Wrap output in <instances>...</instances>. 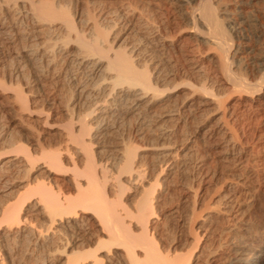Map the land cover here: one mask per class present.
Returning a JSON list of instances; mask_svg holds the SVG:
<instances>
[{"label":"bare ground","instance_id":"obj_1","mask_svg":"<svg viewBox=\"0 0 264 264\" xmlns=\"http://www.w3.org/2000/svg\"><path fill=\"white\" fill-rule=\"evenodd\" d=\"M151 1L162 12L190 0ZM198 1L180 9L189 25L179 36H200L201 25L224 81L211 89L191 85L190 98L176 103L168 99L172 90L157 87L173 74H162L156 55V46L174 44L162 21L104 0L91 7L89 0H0V73L9 83H0V92L10 93L0 109L15 116L11 132H0V148L12 152H0V264H264V217L251 219L235 200L247 193L254 206L264 189L261 173L247 165L250 143L264 142V80L242 85L228 42L256 17L240 15L236 26L222 0ZM185 56L203 73L192 47ZM226 84L242 94L233 103L220 97ZM127 113L136 119L135 134L163 140L153 149L166 164L186 166L196 135L216 154L230 179L197 227L207 233L213 217L226 219L217 228L221 242L192 255L178 250L179 239L154 236L163 219L150 188L156 160L143 166L142 147L118 130V117ZM206 162L198 157L191 168L215 177ZM126 185L131 191L124 194ZM205 188L186 187L190 216ZM177 212L173 206L164 216L188 224Z\"/></svg>","mask_w":264,"mask_h":264},{"label":"rangeland","instance_id":"obj_2","mask_svg":"<svg viewBox=\"0 0 264 264\" xmlns=\"http://www.w3.org/2000/svg\"><path fill=\"white\" fill-rule=\"evenodd\" d=\"M93 1L96 0H89V7L92 6ZM104 1L114 6H120L122 4L126 5L130 10L138 11L143 16H150L155 20L163 22V31L165 34L169 35L170 40H174V44L163 47L156 46L155 50L157 59L160 60L162 74H165L166 72H173V74L166 81L160 82L157 87H160L159 89L164 87L163 89L172 90V92L168 94L170 102L175 101L176 103H179L184 99L190 98L192 95L190 91L192 88L191 85L199 88L205 83L208 89H211L212 86L218 85L220 82L224 81L221 75V69L213 58L215 55V49L201 40V36L203 35V28L201 25L197 26V30L200 33L197 32L200 36H193L186 32L183 33L186 36L183 34L182 37L179 36L181 34L180 30L186 29L189 25L187 21L180 18L178 14L180 9L190 10V8H195L198 5V0H190L187 3L182 2V5H178L177 9L165 8L162 12H158L159 9H157V6L151 0ZM220 4L227 6L228 14L232 17V21L236 23V26L239 24L241 25V23H239L242 20L240 15L245 16L247 14H254L256 17L254 24L241 27L243 29L241 30L243 35L239 37L230 36L231 39L228 40L231 44L230 54L233 56L231 59L235 76L243 81L242 85H247L248 87L254 86L257 82L264 80V65L258 64L259 58L264 54V0H222L220 1ZM237 43L239 44V49L234 53ZM191 47L194 49L203 73H198L192 70L190 65H187L185 55ZM0 83H4L6 87H9L7 74L0 73ZM238 89V86L230 87L227 84L222 86L220 89L221 99H223L225 103H233L241 94L238 92ZM197 92L198 90H196V93ZM8 94L10 93L7 90H2V92H0V105H8ZM127 115H129V113H127ZM12 117L15 116L11 109H0L1 133L11 132L15 125V119L12 120ZM118 120L120 124L116 121L115 127L117 128L116 124H119L118 130H123V132L130 137L131 144L142 147L141 160L143 166L156 160V163L149 168L152 181L150 188L152 191L154 190V192H156L155 198L158 206V214L161 216L163 215V219L161 218V224H159V226L153 231L154 236L156 238L163 237V239L167 240L179 239L178 250L183 253L191 252L192 255L201 245L204 246V248H208L221 242L225 234L218 237L217 228L220 222L226 219H223L222 217H213L212 226L207 233L206 231L204 232L202 229L203 227H197L202 214L208 210H216V198L213 196L219 192L222 182L230 179L225 168L220 161L216 159V154L212 151L206 150V148L201 145L200 136L196 135L194 140L189 143L190 160H188L189 163L186 166L180 164H166L164 161H160V153L153 149V147L159 146L163 140L157 138L153 134L143 136L135 134L136 132L134 131L133 125L135 124L136 119L131 114L129 116L122 114V116L118 117ZM190 128L191 127H188L186 129L189 130ZM261 141L250 143L252 146L249 147L250 153L248 155L247 165L261 173L262 176L260 181L264 185V142ZM10 149L11 147L8 146L1 147L0 152L5 151V154H11L12 152L8 151ZM203 156L206 158V164L210 167V170L216 169L217 177L212 176L211 173L201 177L192 170V161ZM20 176H22L21 173L18 174V177ZM198 183L205 184L206 188L202 195V202L199 203L195 208L194 213L190 216V205L184 200V194L186 187L191 186L195 188ZM126 189L129 190V192ZM130 191L131 187L126 185L124 187V194L130 193ZM5 198L6 197H4L1 202H3ZM27 199L28 198H22V200H18V203H21L24 213H26L27 218L30 219V209L27 205ZM11 200H15V198H12ZM235 200L240 204L242 211L251 214V219L257 220L261 216L264 217V189L261 191L259 200L254 206L251 205L252 198L251 196L249 197L247 193L237 192ZM173 206H178V215L180 214L185 218L188 217V224L182 225L178 220V216H164L166 211ZM187 227H191L190 231ZM196 227L197 230L195 229ZM192 237H194V240H192ZM198 262H201L200 259Z\"/></svg>","mask_w":264,"mask_h":264}]
</instances>
